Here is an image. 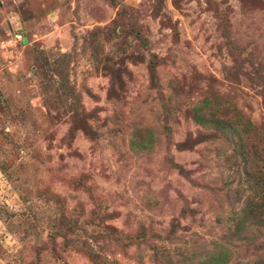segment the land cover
<instances>
[{
    "label": "rangeland",
    "instance_id": "374dc122",
    "mask_svg": "<svg viewBox=\"0 0 264 264\" xmlns=\"http://www.w3.org/2000/svg\"><path fill=\"white\" fill-rule=\"evenodd\" d=\"M205 96L264 124V0H0V264H264Z\"/></svg>",
    "mask_w": 264,
    "mask_h": 264
},
{
    "label": "trees",
    "instance_id": "16d2710c",
    "mask_svg": "<svg viewBox=\"0 0 264 264\" xmlns=\"http://www.w3.org/2000/svg\"><path fill=\"white\" fill-rule=\"evenodd\" d=\"M224 106L221 101L205 96L193 107V118L199 125L209 128L211 132L221 135L226 142L232 144L233 153L229 160L232 166H243L247 175L245 181L253 191L243 215L239 220L236 219V233L241 229L240 224L248 217L251 223L264 226V124L255 123L236 102L231 103L228 110ZM166 250L168 251L167 248ZM163 251L156 249V254L154 252L158 260H161ZM223 256L222 250L211 251L196 264H225L227 261H224ZM169 261L172 259L169 258Z\"/></svg>",
    "mask_w": 264,
    "mask_h": 264
}]
</instances>
